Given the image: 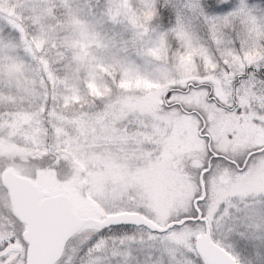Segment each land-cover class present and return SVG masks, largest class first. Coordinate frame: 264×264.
<instances>
[{"label": "snow or ice", "instance_id": "1", "mask_svg": "<svg viewBox=\"0 0 264 264\" xmlns=\"http://www.w3.org/2000/svg\"><path fill=\"white\" fill-rule=\"evenodd\" d=\"M0 264H264V0H0Z\"/></svg>", "mask_w": 264, "mask_h": 264}]
</instances>
